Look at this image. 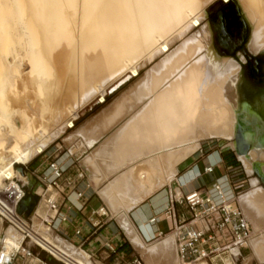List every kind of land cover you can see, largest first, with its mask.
<instances>
[{
  "label": "bare ground",
  "instance_id": "6f19581e",
  "mask_svg": "<svg viewBox=\"0 0 264 264\" xmlns=\"http://www.w3.org/2000/svg\"><path fill=\"white\" fill-rule=\"evenodd\" d=\"M214 1L0 0V71L9 70L0 73V119L11 123L10 130L4 129V125L0 129V210L5 212L3 194L21 189L16 177L31 181L30 175H22L18 166L42 153L66 127L72 126L82 108L98 97L102 99L109 87L115 89L129 74L137 75L160 56V61L120 97L121 103L113 106L114 122L130 116L115 133L116 138L112 135L113 142L102 144V153L111 159L104 163H112L114 170L135 161L137 164L102 190L103 196L109 198L112 212L127 213L160 188L165 177L160 159L170 182L178 171L177 165L200 148V138H221L225 143L227 138H236L238 127L244 136L243 143L251 146L239 158L249 174L257 169L264 176V143L259 140L264 124L257 114L247 119L241 113L245 108L240 100L242 62L219 54L210 24H203L206 9ZM239 2L252 27L249 48L258 53L264 49V0ZM197 27L200 28L190 34ZM24 35L28 37L25 44L21 43ZM177 41L179 45L171 49ZM10 43H18L19 50L24 49V58L20 56V60L27 62L29 70L19 69L21 64L17 60L18 65L3 61L14 50ZM241 60H245L243 54ZM15 116L20 117V125L13 122ZM259 123L263 128L256 126ZM245 124L253 125L257 131L253 141L245 133ZM104 129L102 123L89 145L103 135ZM228 146L236 148L237 142ZM214 152L207 156L209 162L201 173L191 180L180 179L177 187L181 192L176 188L173 193L181 196V185L188 186L198 176L210 175L209 169L215 171L214 164L220 157ZM138 159L141 161L137 162ZM89 161L90 157L83 163ZM6 179L10 180L5 182ZM219 179L225 193L233 195L229 177L222 174ZM252 182L257 184L258 179L253 178ZM242 194L238 196L240 205ZM242 201L247 203V214L254 215L260 224V231H253L248 246L263 262L264 188L244 194ZM33 219L35 231L74 260L67 264H96L85 250L60 238L53 240L37 217ZM2 225L0 219V248L5 244L10 254L20 246L22 235L12 228L1 232ZM174 237L169 236L153 251L169 247ZM67 244L86 256L66 247ZM52 252L59 256L58 251ZM248 257L243 264L250 262ZM197 263L208 264L205 260L192 264Z\"/></svg>",
  "mask_w": 264,
  "mask_h": 264
},
{
  "label": "built area",
  "instance_id": "2783aa9c",
  "mask_svg": "<svg viewBox=\"0 0 264 264\" xmlns=\"http://www.w3.org/2000/svg\"><path fill=\"white\" fill-rule=\"evenodd\" d=\"M213 172V169L207 170V173ZM35 175L42 183V190L32 217L18 212L19 204L26 197L22 180L15 178L21 189L17 192L7 191L2 196L5 203V212L0 210L3 227L12 228L22 236L20 246L10 254L7 253L5 244L2 245L0 264H36L35 260L39 258L35 256L32 245L46 251L62 264L74 261L67 253L56 248L35 231L33 219L35 216L55 241L60 238L70 243L67 232L72 229L75 237L82 238V242L75 246L78 248L101 233L106 225L113 224L114 217L107 206L102 204L93 210V215L84 223L69 226L75 217L73 212L82 211L84 208V204L77 205L75 200L81 201L95 193L85 168L69 152H63L60 157L51 159L46 163V168L35 171ZM199 179L198 176L194 182ZM229 182L231 183L230 178ZM203 185L206 184L201 183L197 188L181 196L169 193L164 209L152 216L148 222L151 225L160 221L172 222L169 232L175 235L177 252L182 264L202 260L208 264H243L250 250L248 241L252 236L253 227L239 203L238 196L241 192H237L231 183L233 195H227L219 177L207 184L206 190H203ZM113 233L114 237L119 234L115 228ZM163 235H166L164 231L159 230L158 236ZM115 239H106L104 243V247L110 252H116L118 249ZM52 251H58L59 256ZM90 258L92 259L93 255H90ZM136 264L142 263L137 259ZM251 264L262 263L254 261Z\"/></svg>",
  "mask_w": 264,
  "mask_h": 264
},
{
  "label": "crops",
  "instance_id": "0c3cea01",
  "mask_svg": "<svg viewBox=\"0 0 264 264\" xmlns=\"http://www.w3.org/2000/svg\"><path fill=\"white\" fill-rule=\"evenodd\" d=\"M125 82L126 81H124L123 83H120L113 90L110 89V92L116 91ZM106 96H107V94L102 99L100 97H98L95 100H93L91 103L86 105L84 107V109L82 108L79 111L78 116L73 119L72 126H68V128L69 127L73 128L76 126L78 127L75 130L76 133H74L72 136H70L68 138L70 143L73 144L74 149H72V148L71 149L74 152L79 151V148H81L80 149L81 151L85 150V149L90 150V152L84 156L83 160L90 157L92 163L89 161V162H85L83 164L81 163V165L85 168L86 174H87L89 180L91 181V183L93 184V189H94L93 191L95 192V193H93L92 197L89 196L88 198H85L81 201L75 200V203L77 205L84 204V208L82 211L73 212L75 217L73 219V223L69 226L74 227L75 225H77L79 223H84L88 217H91L93 215L92 214L93 210L98 208L100 205L105 204L107 206L110 214L113 215L114 219H117L119 224L122 225L121 227H123L125 229V231L127 233V237L129 239V243H127V239L123 236L124 234H123V232H121L122 230H120L118 222L113 221V224L106 225L101 230V233L97 234L91 240L86 242L85 245L80 247V249L85 250L87 253H89V255H93V256L99 255L101 257H106V255L108 254V251L106 249H104V243H105L106 239H112L113 240L114 238H116L114 240V242H115L116 246L118 247V252L116 254H114L109 259V262L111 261V263H113L114 261H117V260L119 262V260L121 258H124V257H127L128 259H130L131 255H135V254L137 255V253L140 252L142 255V259H145L144 261H146L148 264H181L180 260H179L175 240H174L173 244L170 245L169 247H167V248L164 247V249H163V247H160L159 251H153V249L156 248L157 246H161L165 239H167L169 236H174V235L171 232H169V229L165 230L161 226V224L165 221H160L154 225H150L148 223V221L152 216L159 214L164 209L165 202H166V199H167V196L169 193L174 192L176 190V188H177V192H181L179 187H177V185H179V183H181L180 179L191 180L194 177H196V175L201 173V168L204 167L206 165V163L209 162V159H208V157H206V158L196 162L197 159H196V157L193 156V154L196 152L195 151L193 154H191L189 157H187L186 159H184L183 161H181L177 165L178 171L175 174L174 178H172L170 180V182H169V178L165 175V170L163 167L164 163L160 159L159 160L160 168L161 167L163 168V176H165V177H163V180H162L163 183L160 186V188L155 189L150 194H148L146 197H144L138 204L134 205L127 213L124 211H120V212L114 214L112 212L110 206L108 205L109 204V202L107 200L108 197L103 196V194L101 192L106 186H108V184H110L112 181H114V179L117 176L122 175V173H125L127 171V169L132 164H137V163L135 161L134 163H131V164H124V166H121L120 169L115 168V170H114V169H112L113 168L112 163H107V162H111L110 157L107 156V153H105V154L102 153V147L105 145V143H107V141H108L107 144H110L111 142H113V139L116 138L114 136L115 133L126 122L127 117L130 116V114H129L126 117H124L123 119L119 120L118 122L115 121L116 123L112 120V117H113L112 111L114 108L113 106L121 103L120 97H122V95L117 100H115V102L112 105H110L103 112L94 111L95 107L97 105H99L100 102H106L107 101ZM102 123L105 124V129L103 130L104 131L103 135H101L96 141H94L92 145H89L88 142H89L90 138L95 133V131L98 132V130H100V128H102ZM116 125H120V126L118 127L116 132L113 134V139H112V136H109V137H106L105 140H103L104 143L101 142V139L105 136V134L111 128H113ZM66 129H67V127H66ZM66 129H65V131H66ZM77 144H78V146H77ZM102 144H104V145H102ZM216 152H218V154H219L220 161H217L214 164L216 166L215 171L210 175H204L203 178L201 177L198 181L193 182L192 184H190L188 186L181 187L183 193H187L190 190L197 188L201 183H206V181H208V182L212 181L213 179L219 177V175L224 174V172L222 174H217V171H218L217 168L220 167L223 169V168L227 167V163L222 164L221 162H225L224 158H223L224 155H222L220 153V150H216ZM101 157H103V158H101ZM144 157L146 158L147 156H144ZM100 161H103V162H100ZM105 161H107V162L104 163ZM138 161L140 162L141 159H138L137 162ZM228 161H229V163L231 162L230 160H228ZM46 163L47 162L42 161V158H34L30 161L29 166H27L30 169V173L28 175H30V177H31L30 185L28 187L29 190H28L27 195H26V197L30 201L29 212H27L28 215H30L36 209L38 202H39V199H40V196H39V194L41 193L40 190H42V183L40 181L36 180L37 178H35V176H36L35 171H39L42 169L44 170L46 168ZM102 163H104V164H102ZM96 164H98V165H96ZM109 164H111V166H110L111 169H109L110 168L108 166ZM101 165H103V166H101ZM229 166L233 167V164L231 163ZM88 170L91 171V176H90ZM184 171H185V173H184ZM180 173H181V175H180ZM166 177H167V179H166ZM160 179H161V177L159 176V181H160ZM257 179H258V183L256 185L252 184L253 189H255L257 187H261V186H258L260 179L259 178H257ZM251 183H252V180H251ZM168 184L171 185L170 188L166 187ZM172 184H173V186H172ZM253 189H251V190H253ZM139 191L140 190H138V192H137L138 195L141 193ZM159 191H160V193L157 196L158 197L161 196L160 199H161L162 203L159 207H157L156 211L154 212V210L152 209V206H151V201L157 197V196H154V194L159 192ZM247 192H249V191H247ZM247 192H245V193H247ZM245 193H243V194H245ZM242 195H241L240 201H241V206L243 207V209L245 211L244 207H246L247 203L245 201H242ZM146 200H149V201L146 202L145 204H143L141 207L136 208L138 205H140L142 202H144ZM245 213H246V211H245ZM246 215H247V213H246ZM247 217H248L250 223L252 224L253 231L259 232L260 226H258V225H260V224L259 223L257 224V220L254 218L255 216L254 215H247ZM126 220H128V222L126 224H124V221H126ZM113 227L119 233L116 237H114V233H113L114 228ZM159 230L164 231V233L166 235L159 237L158 236ZM67 234H68L67 236L70 239V244H72L73 246H76V244L82 242L81 237L78 238V237L74 236L72 229H69ZM73 246L68 245V244L66 245V247L71 248V249H75L78 253L85 255L82 251H79L77 248H75ZM130 251H132L131 254H129ZM249 256H252V249H251V254ZM254 259L256 261H258L254 256H252L251 263L253 262Z\"/></svg>",
  "mask_w": 264,
  "mask_h": 264
},
{
  "label": "rangeland",
  "instance_id": "374dc122",
  "mask_svg": "<svg viewBox=\"0 0 264 264\" xmlns=\"http://www.w3.org/2000/svg\"><path fill=\"white\" fill-rule=\"evenodd\" d=\"M229 1L230 0H216V1H214L213 3H211L207 7L206 11L208 12V10L212 9L217 2H222L216 8H219V7L223 6V5H225L224 8H227V9H230V10L233 11L234 8H235V6H237L240 9V11H241L242 15L244 16V18H246V15L244 13V10H243V8H242L239 0H232V2H229ZM216 8H213V9L216 10ZM213 9H212V11H214ZM207 22L209 23V19H208L207 15H206V17H205V19L203 21V24H205ZM247 22H248V33H247V37H246V41H245L246 43H245V47L244 48H245V51H247L249 55L256 56V55H258V53L259 54L263 53L264 52V49L261 50L258 53H253L250 50V48H249V42H250V38H251V34H252V27H251V24L249 23L248 20H247ZM199 28L200 27H197L196 29L192 30L190 34H193ZM20 31H18V33ZM24 38H26V39H24ZM27 38H28L27 35H24L23 38H22V40H21L22 41L21 43L25 44L26 41H27ZM179 43H180V41L175 42L172 45V48L171 49L176 48L179 45ZM16 44H18V43H14V44L13 43H10V45H11L10 47H12L14 49L12 52L13 53L15 52L14 53L15 55L12 52H10L11 54L10 53H9V55L6 54L7 57L5 56V58L3 59V61L5 63H7V64H9L11 62H12L11 64H15L18 61L17 63L18 64H21L19 66V69L21 68V70H24L23 72H25V71L29 70L28 69L29 67L26 64L27 62L25 60L24 61L20 60L22 57L24 58V55L25 54L23 52H25V51H24V49L22 50V48L19 46L20 49L22 50V52H21V50H19V48H18V45L19 44L17 46H16ZM19 53H20V55H18ZM241 54L244 55L243 52H238V56L236 55V56H234V58L237 59V60H239L240 62H242V71H243V67H245V65H246L244 63L247 61V58H246V55H244L245 56V60L242 61L241 60ZM16 56H18V58H13V57H16ZM20 56H21V58H20ZM162 57L163 56H160L157 59L153 60L152 62H148L144 67H142V69L139 71V73L137 75L134 76V75L129 74L130 77L127 80H125L126 82L123 85H121L116 91L110 92V89L111 88L109 87L108 92H107V96H108L107 101L106 102H100V104L95 107V110L94 111H96V112H103L104 110H106L110 105H112L115 102V100H117L121 95H123L128 90H130L142 77H144V74H146L148 70H150L152 67H154L160 61V59ZM13 59H14V61H13ZM19 61H21L22 63H20ZM4 71L3 70L0 71V73H2L1 75L4 74ZM7 71H9V70L6 69L5 72H7ZM0 77H2V76H0ZM116 81L112 85L116 84L119 81V79H118L117 82ZM241 81L242 82H240V95H241L240 96V100H241V104L244 102L243 104L245 105L244 107L246 108V111L241 112V113L246 114V117L248 119V118H250L249 115L255 114V113H253L251 111H255V112H258L262 116V118L264 119V89L257 88V87H255L253 85L248 86L245 81H243V80H241ZM112 85H111V87H112ZM20 120H21L20 117L15 116L14 119H13V122L20 125ZM243 120H244V118H243ZM3 121L4 120H1L0 119V129H2L4 127V129L7 130V128H8L10 130L11 129L10 128L11 123H9V125H8L6 121H4V122ZM5 122H6V124H5ZM2 125H4V126L2 127ZM119 126L120 125H116L113 128H111L105 134V136L101 139V142H103V140H105L106 137L112 136L116 132V130L118 129ZM243 126L246 129L245 130V133L249 136V140H252L253 141V139L257 135V133H254L252 130H250L251 129V126L249 124L248 125L245 124ZM77 128H78L77 126L76 127H73V128L72 127L67 128L66 131H64L61 136H59L57 139H55L54 141H52L49 144V146L44 149V151L42 153H39L34 158H42V161L43 162H49L51 159L60 157L63 154V152H69L76 159H78V162L80 164L81 163L83 164V158H84V156L86 154H88L90 152V150L85 149V150H82L81 151L80 150L81 148H79V151H75L74 152L72 150V149H74L72 147L73 144H71L70 141H69V139H68L70 136H72L74 133H76L75 130ZM220 139L221 138H207V137L206 138L205 137H202V139L200 138V140H199L200 148L193 154V156L196 157V159H197L196 162L197 161H200V160H202L204 158H206L214 150H215L214 154H218V152H216V150H220V153L222 155H224L223 158H224V161H225V162H221V163L222 164L227 163V167H225L223 169L220 168V167H218L217 168L218 169L217 174H222L224 172L225 175H228L229 178H230L231 183L234 185V187L236 188V191L237 192H243V193H245L247 191L250 192V190L253 189V185H256L253 182L251 183V180L253 178H256V177L260 179L258 186H261L262 188H264V183H263V181L261 179V176L257 173V171L254 169L253 173L252 174H249L247 172L245 166H244V163L239 158V155H237V153L235 151L236 148L233 147L230 150H227L226 148L222 149V147L219 144ZM259 140H261V141L264 142V130L261 131V133L259 135ZM233 143H236V138L235 137L227 138L225 140V143L224 144H225V147H226V146H228L230 144H233ZM228 160H230L231 162L229 163ZM231 163L233 164V167H230L229 166ZM256 165H257V168L260 167L259 166V163H256L255 166ZM25 166L26 167L29 166V163L23 164V165L21 164L20 166H18V169L20 170V172L22 173V175H24V176L27 177L28 174L30 173V169H29V167L25 168ZM18 169L16 167V170H18ZM23 171H24V173H23ZM184 173H185V171H184ZM180 175H181V173H180ZM35 178H36V176H35ZM20 179L22 180V183L24 184V189L28 192V190H29L28 187L30 185V181H25L22 178H20ZM8 180H10V179H6L5 182H7ZM36 180L39 181V179H36ZM213 181H214V179L212 181H209V182L206 181V183H205L206 185H203V187H202L203 190H206L207 184H210ZM172 186H173V184H172ZM166 187L167 188H170L171 185L168 184ZM258 188H260V187H257L255 189H258ZM159 193H160V191L157 192V193H155L154 196L159 195ZM160 198H161V196H159V197L157 196L155 199H153L151 201V206H152V209L154 210V212L156 211L157 207H159L161 205V203H162ZM148 201L149 200H146V201L142 202L136 208L141 207L143 204H145ZM245 211H246V209H245ZM33 212L30 215H27V216L32 217L34 215ZM246 213H247V211H246ZM113 221H117L118 222L117 219H114ZM118 225H119L120 230H122L121 232H123V234H124L123 236L127 239V243H129V239L127 237V233H126L125 229L123 227H121L122 225H120L119 222H118ZM161 226L163 227V229L168 230V229L171 228L172 222L165 221V222H163L161 224ZM5 229H6L5 226L2 227L1 232H4ZM32 249H33V251L35 253V256L39 258L38 260L37 259L35 260L36 261L35 262L36 264H62L60 261H58L57 259H55L53 256H51L50 254H48L46 251L42 250L41 248L32 245ZM104 249H106V248L104 247ZM117 252H118V249H117L116 252H110V251H108V254L107 255L105 254L106 257H101L99 255H96V256L94 255L91 260L94 261L96 264H136V260L138 259V260L141 261L142 264H148L146 261H144L145 259H142V255H141L140 252H138L137 255L136 254L135 255H131L130 259H128L127 257H124V258H121L119 260V262H118V260L117 261H114L113 263H111V261L109 262V259L114 254H116ZM131 252L132 251H130L129 254H131ZM252 253H253V251H252ZM250 254H251V251L248 250L247 255H250ZM252 256H254L258 260L257 262H260V263H263L264 264V261L263 262L260 261L254 255V253L252 254ZM252 256H249L248 257V258H251L250 259V262L248 264L251 263ZM254 261H256V260L254 259L253 262ZM197 264H199V263H197Z\"/></svg>",
  "mask_w": 264,
  "mask_h": 264
},
{
  "label": "flooded vegetation",
  "instance_id": "af4514ba",
  "mask_svg": "<svg viewBox=\"0 0 264 264\" xmlns=\"http://www.w3.org/2000/svg\"><path fill=\"white\" fill-rule=\"evenodd\" d=\"M224 7L225 5L216 8V10L213 9L214 11L210 9L207 12L209 24L213 31L214 46L217 52L223 56L234 57L236 55L238 56V52H243L244 55H246L247 61L244 63L246 65L243 67L242 80L245 81L248 86L253 85L257 88L264 89V52L261 54L258 53L256 56H251L245 51L244 47L248 33L247 19L244 18L237 6H235L233 11ZM244 111H246V108H244L243 112ZM251 112L260 116L264 124V119L258 112ZM262 123L256 126L258 128H263ZM250 126V130L257 133V131L253 129L254 126Z\"/></svg>",
  "mask_w": 264,
  "mask_h": 264
},
{
  "label": "water",
  "instance_id": "95a60500",
  "mask_svg": "<svg viewBox=\"0 0 264 264\" xmlns=\"http://www.w3.org/2000/svg\"><path fill=\"white\" fill-rule=\"evenodd\" d=\"M220 3H222V2H217L214 5V8H216L218 5H220ZM243 141H244V136L242 135V133L240 131V127H238V132H237V135H236L237 147L235 149L237 155H239V154H247L249 149H250V147H251L250 144H244ZM219 144L222 147V149H224V148H226L227 150L232 149V147H230V146H226L225 147V144H224L223 140H220ZM256 171L261 176V179H262V181L264 183V176L261 175L259 170L256 169ZM29 205H30V201H29V199L27 197H25L20 203V206L18 208V212L20 214L27 215V212L29 211Z\"/></svg>",
  "mask_w": 264,
  "mask_h": 264
},
{
  "label": "trees",
  "instance_id": "16d2710c",
  "mask_svg": "<svg viewBox=\"0 0 264 264\" xmlns=\"http://www.w3.org/2000/svg\"><path fill=\"white\" fill-rule=\"evenodd\" d=\"M229 2H232V0H230ZM108 99V96H106V100ZM26 195H27V191H26ZM29 212V211H28Z\"/></svg>",
  "mask_w": 264,
  "mask_h": 264
}]
</instances>
